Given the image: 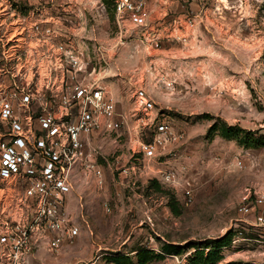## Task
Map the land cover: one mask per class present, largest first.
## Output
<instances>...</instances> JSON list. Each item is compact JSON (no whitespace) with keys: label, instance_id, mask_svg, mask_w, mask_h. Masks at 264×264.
Listing matches in <instances>:
<instances>
[{"label":"rangeland","instance_id":"374dc122","mask_svg":"<svg viewBox=\"0 0 264 264\" xmlns=\"http://www.w3.org/2000/svg\"><path fill=\"white\" fill-rule=\"evenodd\" d=\"M33 5L59 21L124 124L93 139L105 187L72 193L67 211L76 237L57 252H35L31 264H113L107 258L118 255L138 264L137 251L159 253L165 244L183 251L147 264H187L196 247L228 231L232 241L217 264H264V226L254 212L238 210L245 188L264 192V146L244 147L209 131L217 123L264 136V0H152L158 48L142 44L129 22H117L112 0ZM8 6L31 7L0 0V8ZM139 87L154 101L151 119L138 111ZM153 116L169 134L154 158H143L138 146L152 140ZM169 173L173 185L162 178ZM170 196L179 215L168 207ZM255 212L264 213V203Z\"/></svg>","mask_w":264,"mask_h":264},{"label":"built area","instance_id":"2783aa9c","mask_svg":"<svg viewBox=\"0 0 264 264\" xmlns=\"http://www.w3.org/2000/svg\"><path fill=\"white\" fill-rule=\"evenodd\" d=\"M27 3L26 12L0 8V264H31L35 252H57L74 240L78 228L67 211L72 193L105 187L93 139L124 124L59 21L34 6L38 0ZM151 3L112 0V8L117 22L141 32L142 44L158 48ZM162 84L170 87L165 79ZM135 100L151 119L155 104L146 88L135 90ZM150 124L152 140L138 146L143 158H154L169 134L156 116ZM173 177L162 176L170 185ZM239 199V212H254V222L264 226V213L255 212L264 192L245 188Z\"/></svg>","mask_w":264,"mask_h":264},{"label":"trees","instance_id":"16d2710c","mask_svg":"<svg viewBox=\"0 0 264 264\" xmlns=\"http://www.w3.org/2000/svg\"><path fill=\"white\" fill-rule=\"evenodd\" d=\"M108 3V0H103ZM210 132L217 131V133L224 139L235 140L239 145L244 147H261L264 146V136H255L251 132L242 130L238 126H227L226 124L214 123L210 128ZM151 183L155 186L156 190H160V185L156 180ZM168 207L173 215H179L180 210L178 202L174 196H170ZM233 233L228 231L226 234L218 239L208 241L204 246L196 247L194 253L189 257L187 264H217L223 259L222 248L228 246L232 241ZM190 247H193L192 245ZM207 249V250H206ZM183 248L173 245L165 244L162 246L159 253L151 250H139L136 252V260L138 264H147L153 260L164 259L166 255H179ZM113 264H132V259L127 255H118L107 258ZM225 264H236L228 262Z\"/></svg>","mask_w":264,"mask_h":264}]
</instances>
